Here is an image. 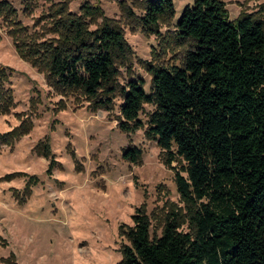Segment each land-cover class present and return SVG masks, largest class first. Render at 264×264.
<instances>
[{"label":"trees","instance_id":"trees-1","mask_svg":"<svg viewBox=\"0 0 264 264\" xmlns=\"http://www.w3.org/2000/svg\"><path fill=\"white\" fill-rule=\"evenodd\" d=\"M144 1V28L174 17L173 0ZM9 8L1 1L0 15L10 13ZM261 10L230 20L221 0L185 5L174 26L192 49L180 66L144 64L149 91L131 73L119 81L116 63L127 60L128 46L114 24L86 29L71 20L55 46L20 48L15 34L9 35L19 58L43 73L49 87L79 91L88 105L105 111L119 98L117 127L122 132L141 128L143 106H153L145 137L156 142L165 167L173 169L176 157L186 164V177L176 171L174 181L191 231L180 229L178 215L170 211L160 234L152 235L148 215L138 210L132 226L122 230L128 243L119 264H264ZM7 70L0 66V114L13 107ZM140 155L134 145L122 150L132 163Z\"/></svg>","mask_w":264,"mask_h":264},{"label":"rangeland","instance_id":"rangeland-1","mask_svg":"<svg viewBox=\"0 0 264 264\" xmlns=\"http://www.w3.org/2000/svg\"><path fill=\"white\" fill-rule=\"evenodd\" d=\"M1 1L10 5L0 15V66L10 68L13 107L0 114V264H119L128 243L122 230L138 210L148 215L152 235L170 211L180 229L191 231L174 181L176 171L186 177V164L176 157L173 169L165 167L160 148L144 135L153 106H143L141 128L122 132L119 98L105 111L79 91L49 87L19 58L9 35L20 48L55 46L71 20L86 29L114 24L128 46L127 60L116 63L119 81L131 73L149 91L144 64L180 66L192 49L174 24L193 0H173L174 17L151 29L142 25L144 0ZM221 1L230 20L259 8L264 17V0ZM127 145L141 150L137 163L122 156Z\"/></svg>","mask_w":264,"mask_h":264}]
</instances>
